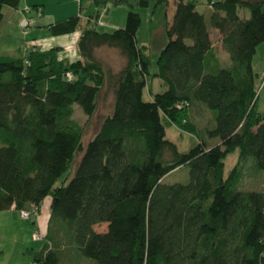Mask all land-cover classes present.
<instances>
[{
  "label": "trees",
  "instance_id": "16d2710c",
  "mask_svg": "<svg viewBox=\"0 0 264 264\" xmlns=\"http://www.w3.org/2000/svg\"><path fill=\"white\" fill-rule=\"evenodd\" d=\"M108 1L128 0L96 3ZM175 1L155 75L148 48L138 44L142 18L133 10L114 32L83 27L81 17L52 25L56 36L82 30L81 61L60 60V48L0 57V212L51 198L47 238L56 246L67 240L97 264H264V192L240 190L249 161L264 172V114L253 67L264 44V0ZM21 3L0 0V26L4 8ZM138 4L147 9L151 0ZM205 4L210 15L199 11ZM212 29L223 37L229 67H215ZM101 48L119 50L125 68L114 74L97 56ZM155 78L167 90L146 102ZM106 90L114 92L113 111L84 150L75 105L93 117ZM196 103L216 113L215 128L200 131L191 122ZM164 118L194 134L198 146L181 153L167 138ZM79 151L75 177L58 187ZM236 152L240 161L226 177V159ZM185 166L188 184L165 182ZM101 224H108L105 232L96 231ZM36 264H61L59 251L47 245Z\"/></svg>",
  "mask_w": 264,
  "mask_h": 264
},
{
  "label": "rangeland",
  "instance_id": "374dc122",
  "mask_svg": "<svg viewBox=\"0 0 264 264\" xmlns=\"http://www.w3.org/2000/svg\"><path fill=\"white\" fill-rule=\"evenodd\" d=\"M61 1L62 0H50V8L52 9V12L59 13L60 8L58 4H60ZM138 2L139 0H128L127 2L121 5L122 7L129 8L141 15L142 26L139 30L137 41L140 47L148 48V54L151 56L152 59L151 73L155 75L159 71L158 61L161 56V53L169 42L168 31L170 23L174 18L173 16L175 14V9L173 8V4L170 2H165L159 5L158 0H151V6L147 9L141 8ZM113 6L114 5H112V7ZM28 7L31 6H22L19 9V11H21L23 15L22 21H18V17L14 13L10 14L8 18H6L5 22H2L0 30V57L7 55L21 56L26 52V41L31 38V35H29V31L31 29H35L37 20L39 18H42L38 16L37 10L34 7H32V13H30L29 15L24 14L23 11ZM207 9L208 4H205L204 8H199V11L201 13L210 15L211 11ZM105 13L106 10L104 11V14ZM104 14H102L101 16H103ZM240 14L241 16L247 15L248 18L250 17L249 9H241ZM24 19H29L31 22V28L27 33H25L22 27V22ZM9 22L10 24H7ZM214 40L216 43H218V37L215 36ZM217 49L220 55L223 56L222 61L224 62V51L222 50V48ZM100 55L106 66L110 68V70L114 74H117L122 71L127 64L126 58L123 57L120 51L117 49H112L110 51H102ZM262 69H264V64H262ZM257 89L259 99L258 109L262 114H264L263 77H261L260 81H258ZM164 92L165 91L157 93L156 91L155 95L162 94ZM114 100L115 96L113 91H104L99 99L98 111L93 117L87 116L79 105H75L76 112L73 118L84 128V150L87 149L90 142L95 138V135L101 128L103 121L107 118L108 115L112 113L114 107ZM144 100L146 102H150L152 100L149 92V87L145 90ZM196 105L197 103L194 104L193 108L189 111L190 114L194 112L197 107ZM209 111L214 116H216L215 112L211 110ZM200 116L201 119L199 120L200 122H198V128H200L201 130L212 129V127L215 128L216 121L212 119V116L209 112H204V114H200ZM163 122L167 127V138L178 146L181 153H188L198 146L199 142L194 134L181 130L177 126L173 125L172 122L169 121L167 118H164ZM83 156V151H79L76 154L75 161L72 163L69 172L64 175L62 179H60V181L57 183L58 187L65 185L67 186L70 184V182L77 173L79 164L83 159ZM239 161L240 152H236L226 159V177L229 176V174L236 167ZM252 162L253 160L249 161L245 166V177L242 181L240 190L264 192V172H258L255 167L252 169ZM190 170L191 169L189 166H185L181 169H178L172 174H170L166 178L165 182L167 184H188L190 182ZM52 205V199H50L48 203L46 202L44 204L45 224L50 222ZM95 229L98 232H105L108 229V224L97 225ZM26 231H28V233ZM34 231L35 225L33 223L27 222L23 219L21 220L20 218V239L23 234L26 235V247L20 245L17 250V254L13 252V263L15 262V264H33L34 262H36L37 254L43 250L47 243L50 248L59 251L61 256V264H97L92 260L81 257L75 250V248L70 247V244L67 242V240L62 241L59 246H56L55 242L49 238H47L46 242L45 237L42 239V241H35L32 237V232Z\"/></svg>",
  "mask_w": 264,
  "mask_h": 264
},
{
  "label": "crops",
  "instance_id": "0c3cea01",
  "mask_svg": "<svg viewBox=\"0 0 264 264\" xmlns=\"http://www.w3.org/2000/svg\"><path fill=\"white\" fill-rule=\"evenodd\" d=\"M96 1L97 0H62L60 4H58L60 11L58 10L59 13L57 12L58 13L57 14L55 12H52V9L50 8L51 6L50 0H22L20 8L22 6L23 7L31 6L34 8H41L43 10V16L42 18H39L37 20L36 28L31 29L29 31V35H31V38H29L26 41V52L21 56H16V55H13V56L7 55V56L19 58V57L27 55L29 51L34 50V49L41 50L44 52V51H49L55 48H60L61 51L58 54L60 60H66V61H69L70 63L81 61L82 57L78 51V42L81 38L82 30L80 29L71 34L56 36L52 34L50 27L57 23L69 20L70 18H73V17H81L83 27H86L89 24L91 26H94L100 32H114L115 30L124 28L126 26L128 14L131 11V9L122 7L121 4L115 5L113 1H108V3L105 5L103 4L98 5ZM167 1L173 4V8L175 9V13H176V8H177L176 1L175 0H167ZM112 5L114 6L112 7ZM200 8H204V6H201ZM19 9L5 7L4 8V14H5L4 22L6 21V18H8L10 14H14V13L18 17V21H22L23 15L21 11H19ZM105 10H106V13L104 14ZM102 14L104 15L101 16ZM242 17H247V15H244ZM172 23H173V20L170 23L169 28L172 26ZM7 24H10V22ZM1 26H0V30H1ZM215 36L218 37V41H217L218 43H216L214 40ZM211 38L213 41L214 50L217 53V57H218V63L215 62V67H217L218 64H220V66L223 68L231 66L230 56L228 55V53L225 51L223 47V43H222L223 37L220 34V32L212 29ZM45 43H50V47L45 48ZM217 48H222V50L224 51V54H225L224 62L222 61L223 56L220 55ZM110 50L112 49L111 48H101L97 51V56L101 58L100 54L102 51H110ZM262 64H264V44L259 46L257 54L253 61L254 71L258 75L257 85L261 77H263L264 79V69H262ZM166 90H167V86L165 85L162 79L160 78L153 79L150 82V88H149L150 96L152 98L151 101H153L156 91L157 93H161L162 91H166ZM144 96H145V93H144ZM196 106L197 107L194 110V112L190 114V120L196 126L198 125V122H200L199 121L201 119L200 114H204V112H209L212 116V119L215 120L214 115L204 105L197 104ZM197 129L200 131H204L198 127ZM210 144L213 146H218L220 142L218 139H214L210 141ZM50 199L51 198H48L42 204L43 213L41 212V215L38 221L37 220L27 221L35 225V231L32 232L33 239H34L35 232L37 230H40L41 233L46 237V242H47L49 222L45 224L44 204L46 202L48 203ZM20 218L21 220L23 219L21 217L20 211L14 207H12L8 211L0 212V264H15V262L13 263V252L17 254V250L20 245L23 247H26L25 246L26 235L23 234V236L20 239ZM26 232L28 233V231ZM27 241H28V238H27ZM47 245L48 244L46 243V246L43 248L41 252L45 251V249L47 248ZM35 263L36 262H34L33 264ZM69 264H72V263H69Z\"/></svg>",
  "mask_w": 264,
  "mask_h": 264
},
{
  "label": "built area",
  "instance_id": "2783aa9c",
  "mask_svg": "<svg viewBox=\"0 0 264 264\" xmlns=\"http://www.w3.org/2000/svg\"><path fill=\"white\" fill-rule=\"evenodd\" d=\"M37 10V14L39 17L43 16V10L41 8H36ZM24 14L29 15L30 13L33 12V8L32 7H28L26 8L24 11ZM93 20V19H92ZM22 27L25 31V33H27L30 28H31V22L29 19H24L22 22ZM26 64L29 66L30 62L26 61ZM185 107H188V104H181L178 106L179 109H184ZM42 212V205H35L32 204L28 209H23L20 211L21 213V217L26 220V221H35L39 219L40 215ZM45 236L41 233L40 230H37L34 234V239L35 241H42V239ZM46 238V237H45ZM36 264V263H35Z\"/></svg>",
  "mask_w": 264,
  "mask_h": 264
},
{
  "label": "bare ground",
  "instance_id": "6f19581e",
  "mask_svg": "<svg viewBox=\"0 0 264 264\" xmlns=\"http://www.w3.org/2000/svg\"><path fill=\"white\" fill-rule=\"evenodd\" d=\"M50 47V43H45V48H49Z\"/></svg>",
  "mask_w": 264,
  "mask_h": 264
}]
</instances>
